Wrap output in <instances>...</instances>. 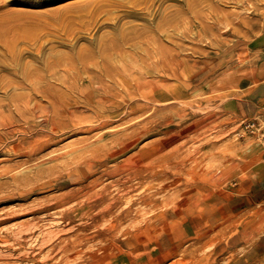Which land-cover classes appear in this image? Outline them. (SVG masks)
<instances>
[{
    "label": "rangeland",
    "instance_id": "obj_1",
    "mask_svg": "<svg viewBox=\"0 0 264 264\" xmlns=\"http://www.w3.org/2000/svg\"><path fill=\"white\" fill-rule=\"evenodd\" d=\"M119 1L0 0V103L37 93L53 120L0 134V264H264V112L221 89L264 54V5L219 0L249 22L171 28L164 58L138 39L100 49L145 22ZM44 133L58 141L20 140Z\"/></svg>",
    "mask_w": 264,
    "mask_h": 264
},
{
    "label": "bare ground",
    "instance_id": "obj_2",
    "mask_svg": "<svg viewBox=\"0 0 264 264\" xmlns=\"http://www.w3.org/2000/svg\"><path fill=\"white\" fill-rule=\"evenodd\" d=\"M168 1L169 0H127V1L120 0L118 3L126 8V10H124L125 12L123 13L124 16L141 18L145 22L142 24H138V23L136 24L132 22H127L123 24L120 27V30L118 33L119 36L112 37L110 42H102L100 49H102V51L104 52L106 50H115L117 48H123V45L125 42L138 39V40H141V42L143 41L145 43L146 45L145 52L148 56H151V57L152 56H156V57L164 56V58H166V56L172 57L173 55L178 53V51L173 52L174 50H172L170 46L165 43V39H164L165 34L167 37L172 36V34H170L171 28L174 32L173 37H175L176 35L177 38L185 40L186 38L191 37L192 34L196 35L197 37H202L204 34H207V35L210 34L215 37L221 36L223 34L222 24L228 25L232 22L233 23L234 22H239V23L249 22V19L246 14L224 9L223 7L219 5L220 4L219 0H173L176 2L175 5L167 4ZM234 1L237 4L242 3V6L247 12L251 11L252 13H255V14L259 13L260 12L259 9L261 8L262 5H264V0H256L257 2L255 0H234ZM204 2L206 3V5L202 6ZM223 3L227 5L226 4L227 2H222V4ZM226 33H232V31L227 30ZM109 43H111L110 47L108 46ZM174 45L176 46V44ZM180 45H178L177 47H180ZM17 93H16L17 95H14V96L12 95L9 101L0 103V134L11 137L17 133H20V135L21 134L23 136L28 135L29 137L32 134H34L35 133L34 130H36L35 126H33L35 124L32 125L31 123L32 119H35L41 116L43 117V121H44L42 124L52 123L53 120L49 113L50 111L49 105H47L46 103H43L42 102L43 99H37L36 97L37 93L36 95H33L32 93L25 92V91L17 92ZM42 96L44 97L47 95L46 93H43ZM13 106H15V108H13ZM23 136L20 138V140L26 139L25 141H28L29 145L31 146L30 149L37 147V148H40V150H43V148L46 145H51L58 141V138L50 133L42 134V136H44L45 138L43 140L35 139V141L30 140L28 137H23ZM24 150H26V148ZM29 150L26 153L25 152L23 153L26 156H28V158H31L32 154L29 152ZM177 174H179L178 171H177ZM101 202L102 201L100 200L97 201L96 203H94L93 207L98 206L99 204H101ZM110 210H111V205H106L101 212L103 214H106ZM65 215H66V212H62L60 217L64 218ZM79 244L81 243L79 242ZM107 246L109 245L106 243L105 249L108 248ZM64 248L65 247H63V249ZM164 252H165V249H164ZM178 252H181V251H178Z\"/></svg>",
    "mask_w": 264,
    "mask_h": 264
},
{
    "label": "crops",
    "instance_id": "obj_3",
    "mask_svg": "<svg viewBox=\"0 0 264 264\" xmlns=\"http://www.w3.org/2000/svg\"><path fill=\"white\" fill-rule=\"evenodd\" d=\"M257 48L264 50V34ZM245 72L240 71L238 79L231 74L232 76L226 78L221 89L223 92L238 90L237 98L242 110L247 114L262 113L264 112V54L258 56L253 65L249 64Z\"/></svg>",
    "mask_w": 264,
    "mask_h": 264
}]
</instances>
